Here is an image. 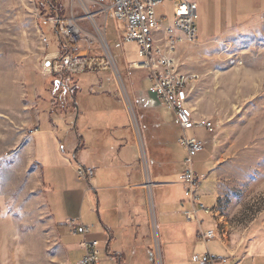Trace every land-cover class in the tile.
<instances>
[{
    "label": "rangeland",
    "instance_id": "rangeland-1",
    "mask_svg": "<svg viewBox=\"0 0 264 264\" xmlns=\"http://www.w3.org/2000/svg\"><path fill=\"white\" fill-rule=\"evenodd\" d=\"M107 7L106 0H0V264H78L83 257L71 251L68 263L58 232L65 243H75L79 238L71 236L68 228L54 226L48 209L51 199L44 197L27 148L31 102H34L37 89L46 104L51 101L50 89L54 90L58 74H49L47 62L53 58L52 55L64 54L61 38L50 22L52 19H75L85 35L93 36L94 44L88 46L81 41L79 45L81 51L93 49L89 52L91 56L101 55L97 50L99 42L101 39L106 42L112 70L116 74L112 70L101 74L89 71L78 73L77 85L90 102H101L99 108H105L108 101L104 91L115 85V95L126 104L124 106L139 141L146 196L153 197L154 185L148 167L151 157L154 161L151 160L150 169L151 164L157 166L158 152L149 149L147 158L133 107L137 102H134V91L152 99L147 94L150 81L145 72L128 68L129 64L139 60L138 48L132 42L120 43L117 33L123 37L122 25L106 18ZM173 13L172 2H164L156 8L157 16L166 18L164 26H171ZM87 14H91L93 19H88ZM199 21L196 20V27ZM197 42L179 47L175 65L178 72L197 77L190 87L195 118L197 114L214 123L213 138L204 133L188 132L189 137L207 142L203 152L193 160L194 172L207 174L195 194L209 210L217 202L214 198L216 185L210 159L212 154L219 182L218 203L216 210L212 209L215 211L217 237L226 245H231L252 224L264 225V166L258 169L254 166L264 160V154L262 157L261 153L258 154V143L264 151V16L207 44L199 45L200 39ZM101 81L105 85L102 88L98 87ZM60 94L58 92V97ZM152 110L171 134L176 131L174 116L166 106L153 104ZM73 126L70 122L69 129L75 128L84 138L90 135V130L83 131ZM168 148L174 158V197L179 201L184 197L183 187L178 181L184 168L181 163L184 153L175 139L169 142ZM110 203L107 218L101 213L100 216L113 233L108 251L121 252V246H125L124 250L129 246V238L123 237L120 229H113L112 221L115 219L109 215ZM86 204L90 206V197L86 199ZM199 218L203 222L202 231L213 229L207 224L210 221L207 216L200 213ZM141 223V235L148 233L150 237L152 233L150 241L154 264H172L173 244L180 241L189 244V235H175V227L193 231V226H187L181 216L170 219L160 216L156 222L152 215L149 220L144 215ZM185 245L184 248H187ZM99 248L101 264H120L112 263L104 246ZM208 248L213 255H221L219 244L215 241L208 243ZM205 253L204 245L198 244L195 254L201 257ZM219 263L218 259L216 264Z\"/></svg>",
    "mask_w": 264,
    "mask_h": 264
},
{
    "label": "crops",
    "instance_id": "crops-1",
    "mask_svg": "<svg viewBox=\"0 0 264 264\" xmlns=\"http://www.w3.org/2000/svg\"><path fill=\"white\" fill-rule=\"evenodd\" d=\"M197 3H199L197 20L200 21L199 26L196 27V42L200 39L199 45L207 44L230 31L243 28L264 16V0H199ZM40 34L44 38L43 34ZM77 84L71 81L68 89L62 87L50 89L52 99L47 104L41 99L40 91L37 89L34 102H31L32 111L27 124L30 162L36 170L44 197L51 199L48 209L54 226L67 229L68 223L77 220L81 225L90 227L86 237L80 234L71 235L79 238L75 243L62 242L64 238L56 229L61 246L66 251L68 263H70L71 251L79 253L81 257L84 254L82 243L85 240H95L99 243V247L104 246L106 256L112 263L123 264L125 261V264H140L137 251L141 253L145 246L151 247L152 236V233L150 237L148 233H145V236L140 234L143 224L141 222L144 215L146 220L152 215L156 218V222L160 216L167 219L181 216L187 226H193V231L182 227L174 228L175 235H184V233L189 235L187 248H184V241L175 242L172 246L174 249L172 264H192L190 258L196 255V248L202 243H198L195 239L197 226L187 222L183 217V212L190 208L187 199L183 197L182 200L176 201L174 197L176 175H174V158L168 145L171 140L175 139L176 142L179 136L178 128L174 124L176 131L171 134L163 120L152 110L153 104L159 107L163 105L148 91L147 94L152 99L142 97V93L134 91V102L137 100L133 106L136 110L134 119L140 128L147 158L149 159V149L158 152L157 166L154 167L155 163L151 164L150 169L151 160L154 158L149 159V177L154 185L153 197L149 198L146 196L145 177L140 165L139 141L132 119L124 106L126 104L115 95L116 87L114 93H111L109 87L104 91L108 101L105 108H99L101 102H90V98ZM103 86L105 85L101 81L98 87ZM58 92L61 93L59 97ZM70 122L83 131L90 130V135L84 138L75 128L70 130ZM189 132L204 133L213 138V134L205 130ZM195 139L204 144V149L207 142L196 137ZM203 149L194 159L203 152ZM210 159L216 185L214 198L217 202L212 208L215 210L219 198V182L217 165L212 154ZM81 167L94 170L95 176L90 183L78 179L76 170ZM196 175L200 178L201 184L207 177L204 173L199 175L197 172ZM179 178L180 176H178L180 184ZM88 197H90V206L86 204ZM111 201L114 203L111 204ZM109 203V215L115 219L112 221L113 229H120L123 237L129 238V246L125 250L123 249L125 246H121V252L108 251V246L113 241V233L104 224L101 216L107 218ZM200 213L210 219L207 224L213 227L206 231H217L214 217ZM200 213H197V218L203 225L199 218ZM213 241L219 244L218 251L221 254L219 256L213 255L208 248V243ZM158 243L160 245L159 241ZM208 243L206 244L208 252L219 259L221 262L219 264H264L263 224L249 226L234 244L226 245L218 237ZM206 247L204 246L205 249ZM127 249H131L135 255L128 258Z\"/></svg>",
    "mask_w": 264,
    "mask_h": 264
},
{
    "label": "built area",
    "instance_id": "built-area-1",
    "mask_svg": "<svg viewBox=\"0 0 264 264\" xmlns=\"http://www.w3.org/2000/svg\"><path fill=\"white\" fill-rule=\"evenodd\" d=\"M108 3L105 16L107 19L122 25L123 37L119 36L120 43H135L139 60L129 64L128 68L134 71H143L150 81L148 93L155 97L159 103L166 106L174 116V124L178 128L179 136L176 140L184 153L182 159L183 170L180 173V183L183 195L190 208L183 212L187 222L194 223L198 228L196 239L206 247V244L217 238V231H202L201 221L197 218L198 212L214 217L215 211H207L200 203L195 191L200 187L201 180L193 170L194 157L202 151L203 143L189 137L188 132L205 130L214 134V123L205 117L197 116L196 120H188V110H195L192 106L190 89L197 79L194 75H185L177 71L176 56L181 46L196 44L197 2L199 0H106ZM164 2H172L174 13L171 26H164L165 17H158L156 8ZM92 20L91 14L86 15ZM55 31L61 38L64 46L62 56L52 55L49 59V74H76L86 71L104 73L112 70L107 44L103 39L99 42V56H91L93 49L79 50L81 41L88 46L94 44V37L85 35L78 27L75 19L55 18L50 20ZM148 24H155V33H148ZM45 42V39L43 38ZM46 46V45H45ZM81 54H85L81 56ZM113 71V70H112ZM113 73H115L113 71ZM110 74V73H109ZM116 74V73H115ZM114 75V74H113ZM112 76V74H111ZM79 180L86 183L94 178L93 169L81 167L76 170ZM150 184H146L149 186ZM152 186V185H151ZM216 210V208H215ZM71 235H86L90 232L89 226L72 220L68 223ZM84 251L78 264H101V252L97 241L85 240L82 243ZM217 258L206 253L199 257L192 255L191 261L195 264H216Z\"/></svg>",
    "mask_w": 264,
    "mask_h": 264
},
{
    "label": "trees",
    "instance_id": "trees-1",
    "mask_svg": "<svg viewBox=\"0 0 264 264\" xmlns=\"http://www.w3.org/2000/svg\"><path fill=\"white\" fill-rule=\"evenodd\" d=\"M52 5V3H51ZM50 5V6H51ZM56 77V75H53ZM77 74H65L64 76L62 75H58L56 77V81H55V86H54V90L58 89L59 87H62L63 89H68L69 83H71V81L75 84L77 82ZM112 85V84H111ZM115 87V85H114ZM114 87H110L111 88V93H114L115 89ZM64 90H62L63 92ZM127 257H133L135 255V253L131 250V249H127ZM137 255H139V259H140V264H154V259H153V252L150 246H145L144 250L141 251H137Z\"/></svg>",
    "mask_w": 264,
    "mask_h": 264
},
{
    "label": "bare ground",
    "instance_id": "bare-ground-1",
    "mask_svg": "<svg viewBox=\"0 0 264 264\" xmlns=\"http://www.w3.org/2000/svg\"><path fill=\"white\" fill-rule=\"evenodd\" d=\"M148 33H155V24H148ZM1 91V90H0ZM188 120H196L194 114H193V110H188ZM258 147H259V151H258V154L263 155L264 154V151L261 149V145L258 143ZM262 157V156H261ZM258 168H261L262 166H264V160H260L258 162L255 163V165ZM256 169V170H257ZM207 211H212V210H209L207 208Z\"/></svg>",
    "mask_w": 264,
    "mask_h": 264
},
{
    "label": "water",
    "instance_id": "water-1",
    "mask_svg": "<svg viewBox=\"0 0 264 264\" xmlns=\"http://www.w3.org/2000/svg\"><path fill=\"white\" fill-rule=\"evenodd\" d=\"M49 64H50V62L48 61V62H47V66H49Z\"/></svg>",
    "mask_w": 264,
    "mask_h": 264
}]
</instances>
